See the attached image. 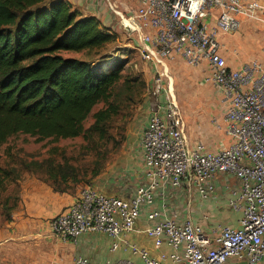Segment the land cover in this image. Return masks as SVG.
Returning a JSON list of instances; mask_svg holds the SVG:
<instances>
[{"label": "built area", "instance_id": "obj_1", "mask_svg": "<svg viewBox=\"0 0 264 264\" xmlns=\"http://www.w3.org/2000/svg\"><path fill=\"white\" fill-rule=\"evenodd\" d=\"M135 1L136 8L114 13L135 36L139 57L152 73L154 104L139 141L144 181L129 199L82 187L75 202L50 219V231L63 242L101 234L110 239V252L131 256L100 264H224L231 258L257 264L264 260V68L257 61L231 68L218 37L236 33L242 19L264 25L262 5L259 0ZM178 57L192 65L207 61V80L227 105L228 148H190L170 75ZM219 176L235 178L227 187V205L239 213L236 226L222 225L209 234L190 218L178 222L166 204H156L166 189L183 190L188 205L195 193L207 201L217 196ZM142 215L145 223L137 227ZM131 234H144L154 248L169 251L153 255ZM72 264L96 263L79 256Z\"/></svg>", "mask_w": 264, "mask_h": 264}, {"label": "trees", "instance_id": "obj_2", "mask_svg": "<svg viewBox=\"0 0 264 264\" xmlns=\"http://www.w3.org/2000/svg\"><path fill=\"white\" fill-rule=\"evenodd\" d=\"M114 40L110 27L67 0H0V147L18 134L36 142L110 137L114 118L145 87L142 80L123 76L124 62L108 61ZM24 173L54 191L74 190L55 186L68 175L53 160L28 162L8 147L4 158L0 154L3 222L11 221L19 206Z\"/></svg>", "mask_w": 264, "mask_h": 264}, {"label": "rangeland", "instance_id": "obj_3", "mask_svg": "<svg viewBox=\"0 0 264 264\" xmlns=\"http://www.w3.org/2000/svg\"><path fill=\"white\" fill-rule=\"evenodd\" d=\"M86 1L88 0H84V7L88 8ZM101 2L103 3H101L102 8L105 7L104 5L108 7L106 0H101ZM106 15L111 19L109 27L115 33L114 42L107 48L110 51L108 61L124 62L123 76L136 77L145 84L143 91L135 94L133 100L122 107L118 116L110 124V137L101 140L97 136L87 134L85 137L81 135L72 139L36 142L34 137L18 134L0 147L2 158H4L6 148L10 147L17 157L28 162L53 160L55 165L68 175L66 180L56 181L55 186L59 188L80 190L87 185L94 186L102 173L113 169L122 159L126 144L136 131V125L143 122L147 111L153 108L152 73L149 66L139 57L135 36L124 30L120 17L109 8L100 13V18L106 20ZM244 22L242 29L239 28L241 31L219 36V41L225 47L227 64L233 69H238L236 66L240 68L244 64L257 61L264 68V25L254 20ZM253 36H258L260 40H256L257 38ZM69 55L80 57L77 54ZM207 74V61L192 65L184 58L178 57L175 64L170 67L173 89L183 112L185 132L190 148L201 147L202 152H215L228 148L232 139L229 134V124L226 121L227 105L223 101L221 91L207 80ZM102 106L103 104L97 105L85 120V129L92 124L93 113ZM25 174L23 177L26 176ZM234 182L235 178H232L231 184ZM227 197L224 195L217 199L218 211L230 210L226 204ZM203 213L208 212L201 214ZM201 219L209 227V233L226 225L217 221V218L212 219L208 214L201 215ZM58 241L63 252V246L68 242L59 239ZM57 264H62V262L57 260Z\"/></svg>", "mask_w": 264, "mask_h": 264}, {"label": "crops", "instance_id": "obj_4", "mask_svg": "<svg viewBox=\"0 0 264 264\" xmlns=\"http://www.w3.org/2000/svg\"><path fill=\"white\" fill-rule=\"evenodd\" d=\"M67 1L83 14L97 17L108 27L110 17L106 15V20L100 18V13L105 11L106 8L114 12L115 10L134 9L137 6L135 0H106L108 7L104 5L105 9L102 8L103 3L101 0L86 1L88 8L84 7V0ZM259 1L262 5L261 15L264 16V0ZM244 21L246 20L242 19L241 26ZM253 37L260 40L258 36ZM222 54L226 58L224 45ZM148 113L149 111H147L143 122L136 125V131L128 140L122 159L113 169L102 173L97 178L94 185L97 190L106 195L129 199L134 195L136 188L143 183V162L139 141ZM25 175L20 182V202L12 215V220L9 222L1 221L0 224V264H57V260H60L62 264H72L74 258L79 256L96 264L104 263L107 260L131 259L129 253L121 250L114 253L110 252V239L101 234H85L76 242H68L64 245V251L62 252L58 238L54 237L50 231L49 221L75 202L79 189L70 192H57L53 190L49 183L39 179L34 174L27 173ZM231 181L232 178L230 177L219 176L215 184L217 196L207 201H201L195 193L191 204L188 205L183 190L166 189L162 196L158 195L156 204L157 206L162 205V203L166 204L168 214L176 216L178 222L192 219L206 233H209L210 229L201 219L203 214L211 215L212 219L217 218V221H221L226 225L236 226L239 213L230 208L225 212L218 211L217 208V199L224 195L228 196L227 187L234 185V183L231 184ZM202 212L208 213L201 214ZM144 223L145 217L142 215L136 226L142 227ZM130 239L148 248L153 255H158L160 251H169L166 246L161 249L154 248L152 241L144 234H131ZM224 264H249V262L246 258H231ZM257 264H264V260L259 261Z\"/></svg>", "mask_w": 264, "mask_h": 264}]
</instances>
